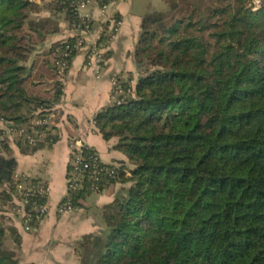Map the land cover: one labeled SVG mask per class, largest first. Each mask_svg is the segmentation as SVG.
<instances>
[{"label":"trees","instance_id":"16d2710c","mask_svg":"<svg viewBox=\"0 0 264 264\" xmlns=\"http://www.w3.org/2000/svg\"><path fill=\"white\" fill-rule=\"evenodd\" d=\"M166 1L167 10L140 20L132 94L94 117L96 133L116 138L114 150L132 168L126 177L123 166H112L119 177L103 189L127 187L106 207L104 228L77 242L78 264H264V0ZM44 8L63 14L70 28L80 22L66 0ZM41 11L30 0H0V124L24 130L17 145L27 149L30 137L58 140L53 125L32 121L56 112L63 95L56 64L65 62V75L79 53L76 35L35 54L58 31ZM102 29L97 49L111 39L108 23ZM44 83L53 86L50 97L36 89ZM2 135L0 199L22 200L17 162ZM68 171L69 163L66 179ZM90 195L87 187L72 194V209ZM3 218L0 264H18L4 241L8 233L19 248L22 239Z\"/></svg>","mask_w":264,"mask_h":264},{"label":"crops","instance_id":"0c3cea01","mask_svg":"<svg viewBox=\"0 0 264 264\" xmlns=\"http://www.w3.org/2000/svg\"><path fill=\"white\" fill-rule=\"evenodd\" d=\"M49 1H39L43 5L38 15L56 21L58 31L49 34L45 42L37 46L35 54H41L53 44L74 37L77 33L71 30L63 14L54 16L44 8ZM131 2L132 0H113L112 4L102 10L96 0H92L90 5L80 11L81 15L89 16L93 23V32L84 38L87 46L99 38L102 24L110 25L111 14L119 18L121 27L104 50L109 52V58L104 60L100 71H97L91 59L86 60L85 52H80L61 78L63 95L55 105L54 125L58 140L53 144L42 139L36 141L50 150L49 159L54 166L50 181L41 180L50 188L47 214L34 222L29 232L22 230L18 219L14 222L22 239L18 248V264H78L75 253L77 242L86 235L102 230L99 220L101 207L113 199L105 191L90 195L93 208L89 202L87 203L86 198L80 207L71 211L60 212L59 207L66 195V171L71 157L72 142L75 139H83L88 148L105 164L127 161L124 155L112 148L114 144L103 140L96 133L93 120L95 115L108 107L112 101V77H123L127 74L136 78L132 52L140 34V20L143 16L133 13ZM111 148L112 151H109ZM38 154L45 153L40 151ZM14 158L17 165L25 162L24 158ZM29 158L32 161L35 156L30 155ZM22 175L26 174L22 172Z\"/></svg>","mask_w":264,"mask_h":264},{"label":"built area","instance_id":"2783aa9c","mask_svg":"<svg viewBox=\"0 0 264 264\" xmlns=\"http://www.w3.org/2000/svg\"><path fill=\"white\" fill-rule=\"evenodd\" d=\"M69 6L72 8L73 12L76 13L80 19L77 29L79 34L91 33V19L89 16L81 15L80 11L85 7L91 4L92 0H66ZM99 1L96 0L97 4ZM107 2L103 5H99L102 10H105L109 4L112 3V0H106ZM109 31L112 35L118 31L121 22L111 19ZM83 47V38L78 37L75 44V49L82 50ZM100 49L96 48V45L92 46V51L89 54V58L95 61L96 67L101 63L99 58L101 57ZM58 71L57 74L62 77L64 75L65 62H57ZM100 65V64H99ZM112 85V96L115 104H121L125 101L126 96L130 94V89L124 91L117 79L111 80ZM51 116L45 117L41 121H36L35 125H46L50 126ZM34 125V126H35ZM16 135L20 138L23 137L25 132L24 130H15L11 129ZM29 138V137H28ZM30 141H34L32 137L29 138ZM75 145L71 146V157L69 160V171L67 173L66 179V195L63 202L60 204V212H68L72 210V194L82 190L87 187L91 194L97 195L103 192V188L106 183L111 181H116L118 179L117 171L110 165L102 163V161L97 157L95 153H92L88 146L86 145L83 139H75ZM17 190L20 191L22 196V223L24 224V231L28 232L33 227L34 222H32V214L30 211L36 213L38 218H43L47 214V198L50 193V188L39 182H29L18 181ZM37 198L38 202H33L29 204V198ZM29 205V212L24 211L25 205Z\"/></svg>","mask_w":264,"mask_h":264},{"label":"rangeland","instance_id":"374dc122","mask_svg":"<svg viewBox=\"0 0 264 264\" xmlns=\"http://www.w3.org/2000/svg\"><path fill=\"white\" fill-rule=\"evenodd\" d=\"M30 1H32V2H34L36 4L38 3L40 6L43 5V4H41L42 2L39 3V1H41V0H30ZM175 1L179 2V3L181 2V0H175ZM254 4H255V6H257L258 0H254ZM131 5H132L133 13L136 14V15H139L141 17L144 16L145 14H147V13H151V12H154V11H164V10L168 9V3H167L166 0H132ZM110 18L115 20V15L111 14ZM110 26L111 25L108 24V29H109ZM120 27H121V25H120ZM120 27H119L118 31L115 32L112 35L111 39H109L108 44L110 43V41L112 39H114L116 34L119 33ZM53 28H54V26L50 27L51 30ZM76 29H77L76 27H72L71 28V30H73L74 32H77ZM102 30L103 29L101 27L100 32ZM92 32H93V30H92ZM140 34H141V31H140ZM140 34H139V36L137 38L135 46H136V44H137V42L139 40ZM76 35H79L80 38L81 37L83 38V47H82V50L79 49V53L80 52H85L86 53L87 49L91 48L94 45V43H92V44H90L88 46L86 45V42H85L84 38L87 35H89V33L80 35L77 32ZM99 35H100V33H99ZM75 39H78V38L75 37ZM62 42H64V41H62ZM58 43H60V42H58ZM135 46H134V50H135ZM100 50H101L100 51L101 57L99 58V61L103 64L104 60L102 59V54L104 53L105 49L102 48ZM134 50H133L132 53H134ZM86 60L90 61L89 55L86 56ZM91 60L95 63V61L93 59H91ZM101 63H99V64H101ZM99 64H98V67H96V64H95V67H96L97 71H100L101 67H102L101 65L99 66ZM57 76L60 77V75H58V74H57ZM62 78H63V76H62ZM117 78L121 79V81L124 82V83H128V85H129L128 87L130 89V94H132V90H133V86L135 85L136 78L131 77L130 75H127V74H124L123 77L122 76H118ZM117 81H119V80H117ZM36 89H37L39 94L42 93V95H45L47 97H50L53 94V91H54L53 86L51 84H48V83L39 84L36 87ZM125 101H126V99H125ZM111 103H115L114 100H113V96H112ZM48 116L52 117V118H50V120H51V124L54 126L55 125V121H56L55 113H51V114H49V115H47L45 117H48ZM45 117L34 118L33 121H32L33 126L35 125L36 121H41V120L45 119ZM93 124H94V127H96V123H95L94 120H93ZM9 126H7L6 124H3V123L0 124V131L3 132L2 137L9 142V147H10L11 154H12L13 157H17V159H21V158L25 159V162H21V163H19L17 165L16 171H15L16 173L14 175V179L17 182L18 181H22V182H25V183L29 182L31 180H36L39 183H43L41 180H46V179H48L50 181L51 173H52V171L54 169V166L50 162L51 160L49 159L50 158V156H49L50 155V150L48 148H45L42 145L41 142H36L41 137H42L41 139H43V136H42L43 134L42 135L40 134L41 135L40 138L33 139L34 141H32V142L29 140V145H30L29 149H27L25 146L18 147L17 142L18 141H23V140L21 138H19L16 135V133L11 131ZM34 127H42V128L45 129L48 126H46V125H39V126L35 125ZM34 142H35V144H34ZM109 142L112 143V145L113 144L115 145L117 143V139L113 138V139L109 140ZM32 144H34V145H32ZM72 144L75 145L74 141L72 142ZM34 148H36V150L33 151ZM112 148L109 149V151H112ZM40 151H42V153H45V154H43V155L38 154V152H40ZM119 153L122 154L121 152H119ZM30 155H34L35 156V158H33L32 161H31V158H29ZM122 155H124V154H122ZM125 158L127 160L125 163H123V162H114V163L107 164V165L116 166V167L123 166L124 175L126 177H129L130 176L129 170L132 168V165L128 162V159H127L126 156H125ZM22 172H24L26 175H22ZM126 187H127V185H122L121 183H115L113 185H110L109 187H107L104 190L105 193L106 194H110L113 197V199H112V201L109 204H106V205L101 207V210H102L101 212L102 213H101V217L99 218L100 224H101V226H100L101 229L104 228V223H105V221H104V213H105L106 207L113 202L116 193L121 191V189L126 188ZM86 201H87V203L89 202L90 205H92L91 204L92 203L91 196L86 198ZM93 207L94 206L92 205V208ZM22 210H23V208H22V200H20L19 196L11 195V200L10 201H8V200L6 201L5 199L4 200L0 199V223H1L2 220H4V218H3V216H4L5 218L9 217L10 220H11V223L14 225V222H17L16 219H18V220L21 219ZM16 214H18V216L20 218L17 217ZM21 228H22V230H24V224L23 223H21ZM4 244L9 250L15 252L17 254V258H18V248L15 247V245L12 243L11 237H10V235L8 233L6 234V238H5Z\"/></svg>","mask_w":264,"mask_h":264}]
</instances>
